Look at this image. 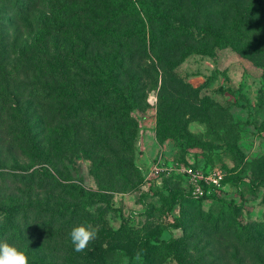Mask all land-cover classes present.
<instances>
[{"label":"rangeland","instance_id":"1","mask_svg":"<svg viewBox=\"0 0 264 264\" xmlns=\"http://www.w3.org/2000/svg\"><path fill=\"white\" fill-rule=\"evenodd\" d=\"M61 1L0 0V58L7 77L29 96L59 86L51 65L70 72L87 53L79 36L61 33L71 24L66 14L86 9L103 25L113 9L109 0H69L71 6L51 11L50 3L55 10ZM210 1H199L203 28L220 24L229 6ZM180 5L185 21L191 20V5ZM237 8L247 50L193 54L174 69L176 83L159 74L148 106L134 113L132 143L126 115L110 118L116 98L105 89L85 94L68 73L77 99L64 90L38 109L29 104L32 143L45 159L40 162L22 144L14 114L0 98V203L29 202V264H264V231L254 230L264 218V0ZM126 63L128 70L114 82L121 94L131 77L144 78L141 62ZM82 98L100 100L93 106L103 113L96 126L87 124ZM159 109L168 120L158 125ZM184 167L204 175L219 170L226 182L198 200L180 173ZM42 168L49 183H41ZM58 208L61 216L50 213ZM88 224L98 228V238L76 252L69 234Z\"/></svg>","mask_w":264,"mask_h":264},{"label":"trees","instance_id":"2","mask_svg":"<svg viewBox=\"0 0 264 264\" xmlns=\"http://www.w3.org/2000/svg\"><path fill=\"white\" fill-rule=\"evenodd\" d=\"M200 0H109L113 9L109 12L108 22L98 25L93 22V17L86 9L67 13V19L71 24L61 26L59 29L63 35L70 37L79 36L85 43L84 52L78 57L75 68L64 70L60 65H51L52 74L57 79L59 86L49 89L46 93L37 90L29 96L28 88H21L13 77H7L4 61L0 58V98L4 108L13 113L12 121L21 135V142L24 146L31 147L35 158L42 162L44 159L42 149L37 143H32V134L29 132V104H34L33 108L38 109L40 103H44L54 98H60L62 91L77 99L74 85L70 86L66 78L72 73L79 80V88L89 94L93 89H105V94L112 99L113 108L108 112L110 118L119 119V112L126 115L127 129L130 133V142L136 131L137 124L134 118L135 111L143 105L147 107V94L155 83V78L160 74L161 78L172 77L173 82H177L174 69L185 58L193 54H210L215 48L234 47L238 51L247 50L243 43V36L240 33L242 20L238 18V4L245 0H211L210 5L217 4L224 6L229 4L225 12L222 13L221 23L212 26L209 24L203 28L198 22ZM80 4L81 0H74ZM187 2L194 10L191 20L185 21L181 14L183 4ZM179 3V4H178ZM50 3L51 11L71 6L69 0H62ZM185 7V6H184ZM251 20L250 18L248 19ZM126 22L125 25L123 23ZM178 39H182L180 42ZM185 39V40H184ZM184 40V41H183ZM213 41L214 43H210ZM140 48L133 50L134 44ZM91 52L88 53V49ZM96 51V53H94ZM141 62L144 78L135 82L134 77L128 82L127 91L121 94L114 82L118 83L120 77L128 70L127 61L131 66L135 61ZM140 81H143L142 83ZM18 84V85H17ZM17 85V86H16ZM140 86L138 95L135 89ZM264 95V85L261 89ZM100 100L89 101L82 98L80 100L82 110L86 117L87 124L92 122L95 126L99 122V117L103 114L97 113L93 106ZM77 108V107H75ZM59 111L54 113V118H58ZM158 125L166 122V117L159 109L157 114ZM90 129V128H89ZM130 130V131H129ZM182 136V135H181ZM185 138L186 135H183ZM188 140L194 144H200L193 138ZM56 143V142H55ZM58 145V143H56ZM131 150V145H129ZM129 150V149H128ZM48 171L41 169V183H49ZM226 181L223 179L222 184ZM93 196V194H90ZM196 198L202 200L209 197ZM29 202L20 199L0 203V241L17 247L23 251L29 259ZM53 215L61 216L62 209L58 208L52 212ZM254 230L264 231V218L260 223L254 225ZM246 230V228L243 227ZM156 249V245H150ZM149 258V255H148Z\"/></svg>","mask_w":264,"mask_h":264},{"label":"clouds","instance_id":"3","mask_svg":"<svg viewBox=\"0 0 264 264\" xmlns=\"http://www.w3.org/2000/svg\"><path fill=\"white\" fill-rule=\"evenodd\" d=\"M70 239L74 246V251H84L88 245L98 238V228L88 224L78 225L72 228ZM0 264H29L27 255L17 247L0 241Z\"/></svg>","mask_w":264,"mask_h":264},{"label":"built area","instance_id":"4","mask_svg":"<svg viewBox=\"0 0 264 264\" xmlns=\"http://www.w3.org/2000/svg\"><path fill=\"white\" fill-rule=\"evenodd\" d=\"M180 173L190 181L195 197H204L209 195L210 189L217 190L222 187L223 175L219 170L204 175L195 169L184 167L180 169Z\"/></svg>","mask_w":264,"mask_h":264}]
</instances>
